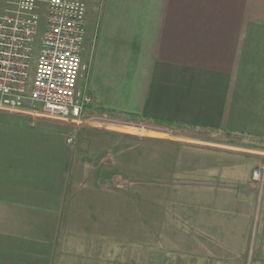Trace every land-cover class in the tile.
<instances>
[{
    "label": "crops",
    "instance_id": "0c3cea01",
    "mask_svg": "<svg viewBox=\"0 0 264 264\" xmlns=\"http://www.w3.org/2000/svg\"><path fill=\"white\" fill-rule=\"evenodd\" d=\"M79 1L87 112L264 137V21L246 0ZM42 122L0 112V264H244L256 215L264 264L257 159L181 150L168 197L142 184L133 204L100 177L76 181L67 139Z\"/></svg>",
    "mask_w": 264,
    "mask_h": 264
},
{
    "label": "rangeland",
    "instance_id": "374dc122",
    "mask_svg": "<svg viewBox=\"0 0 264 264\" xmlns=\"http://www.w3.org/2000/svg\"><path fill=\"white\" fill-rule=\"evenodd\" d=\"M246 9L248 17L264 21V0H246ZM43 27L44 21L41 19L35 39V52L39 48ZM83 79L82 75L81 81ZM87 114L97 118L95 125L77 126L47 119H42V123L52 126V130H47V133L63 134L66 139H72L71 143L66 140V144L69 147L70 167L77 172L74 176L76 181L91 183L100 177L103 188L111 185V190L116 189L118 199L130 200L131 197L133 204H137V200L141 198L142 184L149 186V199H156L157 194L159 198L168 197L173 190V183L181 179L170 175L166 170H172V156L181 150L193 149L205 153L214 151L221 156L234 154L257 159V167H264V137L230 135L228 139L224 134L203 131L195 133L184 129L176 131L124 116L114 118L105 114L108 118L101 119L96 111ZM124 129L131 133L124 132ZM205 153L201 154L207 156ZM144 197L146 198V195ZM121 222L122 219L118 217L119 226ZM259 222L258 218V222L252 226L244 264H253V259L256 258L253 249L255 250L257 244Z\"/></svg>",
    "mask_w": 264,
    "mask_h": 264
},
{
    "label": "built area",
    "instance_id": "2783aa9c",
    "mask_svg": "<svg viewBox=\"0 0 264 264\" xmlns=\"http://www.w3.org/2000/svg\"><path fill=\"white\" fill-rule=\"evenodd\" d=\"M85 12L79 0L10 3L0 16V112L77 126L97 123L87 114L93 99L79 87ZM41 19L44 27L35 52ZM254 176L264 178V167Z\"/></svg>",
    "mask_w": 264,
    "mask_h": 264
},
{
    "label": "trees",
    "instance_id": "16d2710c",
    "mask_svg": "<svg viewBox=\"0 0 264 264\" xmlns=\"http://www.w3.org/2000/svg\"><path fill=\"white\" fill-rule=\"evenodd\" d=\"M110 116H115L114 114H110ZM116 117V116H115ZM120 117V116H119ZM118 117V118H119ZM128 119H131V120H136V121H151L152 124H156V125H159V126H164L166 124H168V122L166 121H162V120H147V119H142V118H135V117H128Z\"/></svg>",
    "mask_w": 264,
    "mask_h": 264
}]
</instances>
